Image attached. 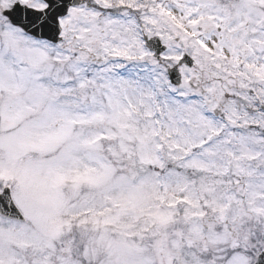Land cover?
Segmentation results:
<instances>
[{
    "label": "snow or ice",
    "instance_id": "obj_1",
    "mask_svg": "<svg viewBox=\"0 0 264 264\" xmlns=\"http://www.w3.org/2000/svg\"><path fill=\"white\" fill-rule=\"evenodd\" d=\"M0 264H264V0H0Z\"/></svg>",
    "mask_w": 264,
    "mask_h": 264
}]
</instances>
